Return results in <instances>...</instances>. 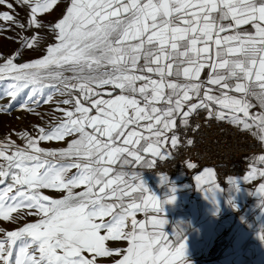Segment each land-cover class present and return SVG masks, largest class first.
Listing matches in <instances>:
<instances>
[{
  "label": "snow or ice",
  "instance_id": "1",
  "mask_svg": "<svg viewBox=\"0 0 264 264\" xmlns=\"http://www.w3.org/2000/svg\"><path fill=\"white\" fill-rule=\"evenodd\" d=\"M58 4L0 0L6 9L0 11V34L34 30L16 37L20 47L12 56H0V102L7 101L0 113L18 104L42 118L35 106L53 102L56 93L69 97L57 102L54 111L63 118L53 117L54 125L35 126L36 135L18 134L23 146L10 137L0 143V220L17 222L22 207L38 217L4 232L0 264H189L183 229L169 235L160 215L175 201V188L161 200L140 173L126 169L167 160L171 152L165 149L182 143L176 129L198 130L190 118L201 111L205 120L264 133V0H67L59 18L43 21ZM17 9L28 10L26 22ZM246 25L254 31L242 30ZM42 33L53 41L42 45ZM25 49L43 55L17 63ZM181 76L184 82L171 79ZM253 99L258 113L251 111ZM40 142L66 147L45 149ZM257 175L264 177V170L253 168L244 181ZM214 176L205 168L195 177L197 190L213 203L221 190ZM160 180L168 183L164 174ZM249 194L264 205V183Z\"/></svg>",
  "mask_w": 264,
  "mask_h": 264
},
{
  "label": "crops",
  "instance_id": "2",
  "mask_svg": "<svg viewBox=\"0 0 264 264\" xmlns=\"http://www.w3.org/2000/svg\"><path fill=\"white\" fill-rule=\"evenodd\" d=\"M242 30L253 32L251 25L243 26ZM142 63V61H141ZM208 69L202 72V80L208 78ZM153 79L158 77L153 76ZM171 79L184 82L183 77H172ZM232 81H230L231 83ZM142 82H137V85ZM214 87V86H207ZM108 90H111L110 88ZM119 94V90H116ZM230 95H240L230 92ZM78 93H73V96ZM104 98H108L105 96ZM252 103L256 105L251 111L258 113L261 111L257 102L253 99ZM164 107L165 105H157ZM72 105H66V109H70ZM92 114H95L93 111ZM145 122H142V124ZM138 131H144L142 128ZM254 137L260 139L259 129L253 127L250 132ZM148 135L147 132L144 133ZM16 145L23 146L25 141L16 134L15 138H10ZM1 142L0 143H6ZM263 150L256 155L244 156L243 163L247 168V172L242 177H231L233 183H229L226 189L220 188L215 193V203L211 196L197 190L196 175L201 174L203 167L194 169L189 174L179 173L176 176L165 175L168 178L167 184H162L160 175L144 178L142 172L145 167L141 166L135 169H126L127 171L135 170L140 173V178L145 186L154 193L159 199L164 200L169 194V187H174L175 201L171 204H165L163 213L160 215L165 218L168 223L164 225V231L171 235L172 231H180L183 229L186 244V260L189 264H264V241L259 237L264 235V205H261V197L258 195H250L255 193L261 183H264V177L259 175L251 182H245L244 177L248 175L253 168L264 170V161L260 160V156L264 155ZM40 147L45 149H58L66 147L62 142H40ZM172 152L170 146L165 149ZM147 155V154H145ZM148 159H152L148 156ZM3 161L0 160V163ZM117 170L119 165L114 166ZM75 172V169L72 170ZM235 182L239 191H234ZM83 190L81 189H77ZM44 194L51 198H59L60 193L55 190H42ZM231 199L232 203L228 201ZM235 205V208L232 205ZM24 210L25 208H21ZM138 219H144L143 214H139ZM38 217L32 215L35 222ZM9 223V222H8ZM21 220L9 223V226H19ZM176 237L172 236L173 242ZM125 247L126 242H109V246ZM102 261L106 258H100Z\"/></svg>",
  "mask_w": 264,
  "mask_h": 264
},
{
  "label": "built area",
  "instance_id": "3",
  "mask_svg": "<svg viewBox=\"0 0 264 264\" xmlns=\"http://www.w3.org/2000/svg\"><path fill=\"white\" fill-rule=\"evenodd\" d=\"M203 111L190 118L192 128L197 124L199 129L192 131L178 127L176 133L180 135L182 143L178 149H172L167 160L157 159L154 168H145L142 177L150 178L157 175L176 176L179 173L189 174L192 170L188 163H195L200 169L209 167L214 170V181L220 188L228 187V179L242 177L247 168L242 161L244 156H252L263 150V143L249 131L238 130L237 127L216 120H205ZM192 139L191 146L186 144L187 139Z\"/></svg>",
  "mask_w": 264,
  "mask_h": 264
},
{
  "label": "rangeland",
  "instance_id": "4",
  "mask_svg": "<svg viewBox=\"0 0 264 264\" xmlns=\"http://www.w3.org/2000/svg\"><path fill=\"white\" fill-rule=\"evenodd\" d=\"M67 0H59L58 6L55 10L49 15L45 14L42 19L45 22L52 21L54 22L57 18H59L66 7ZM6 9H0V11ZM18 18L22 22H26L27 9H17ZM34 30H28L24 33H20L19 30L7 32L5 34H0V56L7 58L13 55L14 52L20 47L16 37L20 34L25 36H31ZM11 37V38H7ZM41 44L46 45L47 43H51L53 41V36L50 33H42L40 36ZM43 55V51L40 50H23V55L17 59V63L27 62L31 59L38 58ZM3 61L0 60V63ZM70 75V73H66ZM69 98L67 96L61 97L59 93L54 95L53 102L49 104H40L36 107V111L42 114V118L38 117L34 113H29L25 110H20L17 105H14L10 112L8 113H0V141L5 142L7 138H15L16 134L22 132H30L33 135H36L35 126L48 127L49 125H54L55 120L53 117L58 119L63 118V113L54 111L57 107V102L61 99ZM0 103H7V101H2ZM66 109V105H59ZM28 209L22 210L21 208L17 210L18 213H23V218H21V224L19 226H9L7 221L0 220V237L3 236L5 231L16 230L19 227L23 226L26 223L33 222L32 215H27ZM16 215V213H13Z\"/></svg>",
  "mask_w": 264,
  "mask_h": 264
}]
</instances>
